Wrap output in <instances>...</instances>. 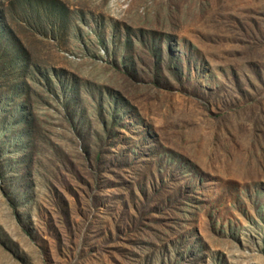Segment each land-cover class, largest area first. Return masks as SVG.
I'll return each mask as SVG.
<instances>
[{
  "label": "rangeland",
  "instance_id": "obj_1",
  "mask_svg": "<svg viewBox=\"0 0 264 264\" xmlns=\"http://www.w3.org/2000/svg\"><path fill=\"white\" fill-rule=\"evenodd\" d=\"M0 264H264V0H0Z\"/></svg>",
  "mask_w": 264,
  "mask_h": 264
}]
</instances>
